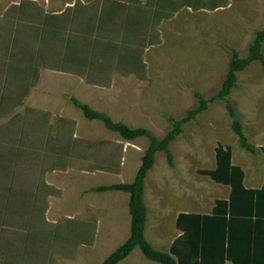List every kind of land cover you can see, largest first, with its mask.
<instances>
[{
	"label": "crops",
	"instance_id": "obj_1",
	"mask_svg": "<svg viewBox=\"0 0 264 264\" xmlns=\"http://www.w3.org/2000/svg\"><path fill=\"white\" fill-rule=\"evenodd\" d=\"M105 1L109 0H101L99 5L101 6ZM131 1L123 0L122 6L131 7ZM138 1L142 5L145 4V0ZM96 3L77 2L69 6L67 11L79 4L76 21L81 22L93 13ZM20 6H12L8 10L7 17L18 14L19 12H15L13 8ZM24 10L22 17L27 14V8ZM65 12L43 15L60 16ZM124 17L126 16L122 14V19ZM11 23L8 22V26ZM13 24L12 28L4 26L5 32L0 35V51L2 50L3 55L4 46L7 45L10 35L15 34L16 23ZM160 25L156 29L158 34ZM32 40L35 44L39 43L33 38ZM23 41L28 44L31 51L35 54L39 53L40 47L36 49L26 39ZM43 69L47 68L40 67L38 77L40 70ZM48 70L62 75L60 78L68 81L70 86L75 83V86L72 85L73 90L79 91L80 95L83 93L86 94L85 96L89 95V98L92 94L98 98L100 92H111L116 86L118 77L123 80L135 78L137 81L133 84L127 82L121 84L124 91L142 90L145 86L143 80L135 74L125 76L117 71L111 75V87L105 88V86L96 87L88 83L84 76ZM75 79H79L80 82ZM37 81L38 78L34 85L23 84L21 89L23 95L16 96L20 99L19 103L17 98L10 100V106H15L11 112L22 106ZM8 86L14 87L10 84ZM83 100L87 102L89 99L86 97ZM84 101L81 100L82 103ZM60 119L62 128L66 127L69 130L67 135L64 134L66 132H62L58 133L57 137L47 140V155L54 157L67 155V159L68 156L76 153L81 158L85 154H91V151L93 155L96 154L98 146L95 143L80 140L78 129L72 133L73 120ZM83 119L86 123L98 122L88 121L84 117ZM131 121L144 125L131 127L122 121L119 122L133 129L143 128L153 133L155 131V125H149L154 123L149 119L142 121L138 114ZM192 125L191 122L185 126L192 144L183 141L182 136H179L174 145L177 155L172 153L174 167L179 170L180 177L175 175V170L169 166L164 155L161 157L164 164L162 168H159L157 154L154 167L145 181V205L148 210L145 228L147 240L156 250L169 254L176 264H264V163L256 170L252 169L250 164L251 158L259 153L261 157H264V147L254 146L256 154H251L240 147V154L237 156L235 155L237 148L229 145L218 144L215 149H212L213 137L212 141L201 139L191 133ZM105 130L107 135L119 138L107 140L110 142L104 143V145L112 146L113 149L117 147V144L135 142H126L118 134L106 128ZM60 139L63 140L60 141ZM141 139L147 138L138 140ZM205 143L210 150L204 149ZM147 148L141 152L140 161L132 174L131 171L126 172L128 163L125 151L122 152V156L118 152H112L108 163L97 167L90 164L88 170H95V173L65 168L64 162H62L63 166H54L53 171L45 173L43 185L40 184L39 192L34 198L31 196V184L28 187L24 186L22 194H6L7 197L3 194L0 199V203L3 204L0 210V225H4L0 228V264H79L80 262L88 264V261L90 262L101 250L106 249L107 257L104 258L112 255L130 237V196L123 192L95 193L92 190L104 186L132 183ZM219 149H222L220 160L217 154ZM97 168L106 171H97ZM114 170L117 171L114 172ZM71 171L77 175H84L87 183L83 184L91 185V187L86 190L77 183L75 186L71 185L74 190L71 191V187L67 189L59 175H66V172ZM96 174L114 178L117 183L96 186V178H92L90 184L89 178ZM112 197H115L112 202L115 204L113 208L107 205L108 198ZM14 202L20 204V207H16L19 209L12 206ZM120 203H123L122 210ZM13 221L15 224L12 223ZM17 222L25 229H15ZM51 247L63 252L64 255L56 253L53 256L55 260L49 259L48 251ZM120 264L158 263L146 260L141 251L135 249Z\"/></svg>",
	"mask_w": 264,
	"mask_h": 264
},
{
	"label": "rangeland",
	"instance_id": "obj_2",
	"mask_svg": "<svg viewBox=\"0 0 264 264\" xmlns=\"http://www.w3.org/2000/svg\"><path fill=\"white\" fill-rule=\"evenodd\" d=\"M100 1L0 0V35L5 32L4 26L12 28L13 23H16V30V25L20 19L31 23V17L36 13L60 14L77 2L95 3ZM24 4H26L24 9L27 8L25 17H22L20 13L7 17L8 10L12 6H24ZM8 22H12L9 25L11 27L8 26ZM263 28L264 0H225L222 7L214 11L207 9L194 11L190 8H184L173 19L160 25L158 29L160 43L145 51L143 61L146 70L145 78L142 81L145 86L142 90L128 89L124 91L121 84L126 82L133 84L137 81L135 78L123 80L118 77L116 86L111 92H100L98 98L92 94L89 98V95L85 96L84 93L80 95L79 91L73 90L72 85L75 86V83L70 86L68 81L60 78L62 75L55 74L48 69L40 70L37 84L30 91L22 106L12 112L7 111L5 115L0 114V151H5L7 145L14 141L17 127L24 125L25 132L22 134L26 139V147L31 154L30 148L33 144V150L35 149L38 154H42V164L40 165L42 168L39 167L32 155H27L28 157L18 166L17 170L15 167L12 168L16 172L11 175L0 173V199L3 194L7 197V193L4 192L10 186L15 192L21 190L23 192L24 186L28 187L29 184L33 183V180L38 181L41 177V170L45 171L43 180H45L47 171H53L55 165L52 161L56 157L47 155V140L53 139L54 136L57 137L58 133L66 132L64 134L67 135V130H69L66 127L62 128L60 118L73 120L74 122H71L72 133L78 129L80 140L90 141L88 143H95L98 146L94 155L91 151V154H85L82 158L77 153L68 156L63 161L65 168L70 167L74 171L95 173V170H88L90 164L94 167L102 166L109 162L112 152H118L122 156V152L125 151L126 162L128 163L126 172L134 173L140 161V154L149 146V141L141 139L129 144H117L114 149L111 148L112 146L104 145V143L110 142L107 140H114L118 137L107 135L104 125L100 122L86 123L82 113L70 103V98L84 101L83 99L87 97L89 104L85 101L84 103L93 110L103 112L115 122L122 121L131 127L143 124L131 121L138 114L142 121L149 119L154 123L153 125L148 123L150 126L155 125L157 127H154L155 131L152 133L156 138L162 139L170 129L168 117L180 120L188 110L196 108L195 93L209 99L219 92L232 58L231 50L237 51L241 58L247 57L255 33L263 30ZM24 36H26L24 39L31 43L30 45L36 49L40 47L39 43L33 42L30 32ZM1 56H3L2 50L0 51ZM75 80L79 81V79ZM4 83L0 82V98L4 97L10 101L15 99L18 94L17 97L23 95L22 86L15 85L19 92L16 94L15 86L10 87ZM237 84L238 88L231 93L229 99L237 108L249 143L258 148L264 147V73L260 63H253L240 73ZM110 87L111 83L105 86V88ZM77 124L78 127L76 128ZM192 124L190 128L194 135L205 141L207 139L212 141L213 137L212 149H215L218 144H224L237 148L235 150L236 156L240 154L238 137L231 130V120L222 102L210 105L209 110L198 117L196 121H193ZM181 136L183 141L192 144L185 127ZM177 140L170 148L171 153L175 156L177 149L174 148V145ZM207 146L208 144L205 143L204 149L206 151L210 150V147ZM162 155L166 156L164 153L157 155L159 168H162L164 164L161 159ZM263 159L264 157H261L260 153L251 158L252 169L256 170L259 165L263 166ZM173 169L175 175L180 177L179 170ZM66 173V175L61 174L59 176L67 189L72 184L75 186L77 183L86 190L91 187V185H85L87 179L84 175H77L73 171ZM92 178H96V186L117 183L114 178L96 174L89 178L90 184ZM69 181L71 183H68ZM72 189L74 190L73 187L70 188L71 191ZM114 200L115 197L108 198L107 205L113 208L115 204L112 202ZM120 204L122 210L123 203ZM2 206L3 204L0 203V210H2ZM12 206L19 209L16 207H20V204L14 202ZM126 209L128 212V206ZM2 227L4 225L1 224L0 228ZM14 228L23 229L24 226L17 222ZM105 250L98 252L90 262L88 261V264H102L107 259L104 258L107 257ZM56 253L64 255L63 252L56 251L55 248L51 247L48 251V258L55 260L53 256ZM79 264L84 263L80 262Z\"/></svg>",
	"mask_w": 264,
	"mask_h": 264
},
{
	"label": "trees",
	"instance_id": "obj_3",
	"mask_svg": "<svg viewBox=\"0 0 264 264\" xmlns=\"http://www.w3.org/2000/svg\"><path fill=\"white\" fill-rule=\"evenodd\" d=\"M122 1L109 0L103 2L101 6L97 2L93 13L81 22L76 21L79 4L60 16L36 14L31 17V23L24 22L22 19L18 20L15 34L14 36L10 35L7 45L4 46L5 53L0 59V82L18 87L23 84L29 86L31 83L34 85L40 67L84 76L88 83L101 86L110 84L114 71L125 76L135 74L144 80L146 66L142 57L148 47L160 43L159 34L156 31L158 25L163 21L173 19L184 8L194 11L203 9L214 11L221 8L225 2V0H145V4L142 5L138 0H132L130 2L132 6L127 7L122 6ZM23 7H14L13 10L24 15ZM122 14L126 16L124 19H122ZM18 25L19 27H17ZM27 32H30V36L40 43L38 54L31 51L28 44L23 41L26 38L24 34L26 35ZM263 48L264 28L255 33L247 57L241 58L237 51L231 50L232 58L228 65V71L216 95L206 99L201 94L195 93L196 108L188 110L180 120L173 117L167 118L170 129L162 139L156 138L149 130L133 129L124 123L115 122L108 115L93 110L76 98H70V103L82 113L86 120L102 123L108 131L118 134L122 140L133 142L140 138H147L149 141V146L142 157L141 165L132 183L104 186L92 190L95 193L123 192L130 196V237L103 264H120L135 249H139L148 261L158 264H176L169 254L156 250L145 236L148 215L145 205L147 176L152 171L156 155L159 153H164L169 166L172 169L175 168L170 150L171 145L177 137L183 134L187 124L196 121L199 116L209 110L210 105L216 102L224 104L231 120V130L238 137L240 147L251 154H256V148L248 141L237 108L229 98L231 93L238 88V75L251 64L260 63L264 73ZM16 91L17 88L15 93H17ZM17 99V103H19L20 99ZM10 103L11 101L6 98H0L1 115H5L7 111L15 108V106H10ZM23 128L24 125L17 127L14 141L7 145L5 151H0V173L2 174L11 175L16 172L18 166L28 157L27 155H32L41 167L42 154L33 150V144L30 148L31 154H29L25 136L22 134L25 132ZM221 152L222 149L217 152L219 160ZM55 157L53 163L60 167L63 166L62 162L67 155ZM13 167H15L14 171ZM97 170L106 171L98 168ZM44 172L41 170V177L38 181L33 180L31 184L33 198L39 192L40 184L43 183ZM23 192L22 190L15 192L10 186L4 193L13 195Z\"/></svg>",
	"mask_w": 264,
	"mask_h": 264
}]
</instances>
